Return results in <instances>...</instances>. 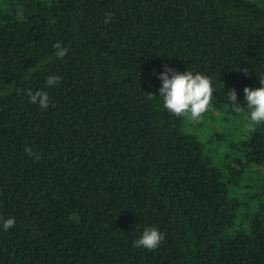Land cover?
Instances as JSON below:
<instances>
[{
    "label": "trees",
    "instance_id": "trees-1",
    "mask_svg": "<svg viewBox=\"0 0 264 264\" xmlns=\"http://www.w3.org/2000/svg\"><path fill=\"white\" fill-rule=\"evenodd\" d=\"M165 66L210 78L204 116L249 120L264 0H0V264H264V175L237 192L264 170V122L219 158L164 108ZM151 227L164 240L135 247Z\"/></svg>",
    "mask_w": 264,
    "mask_h": 264
},
{
    "label": "clouds",
    "instance_id": "clouds-1",
    "mask_svg": "<svg viewBox=\"0 0 264 264\" xmlns=\"http://www.w3.org/2000/svg\"><path fill=\"white\" fill-rule=\"evenodd\" d=\"M110 15L106 14L105 23L110 22ZM54 51L57 58H63L67 52V47H62L60 42L54 45ZM47 63V61H45ZM162 86L159 88V97L163 99L164 108L177 117L185 116L191 120H199L202 115L208 111L212 102L213 87L209 77L186 71L179 73L173 68L165 66L164 71L158 74ZM60 82L59 76H48L45 84L52 87ZM260 87L250 89L244 88L246 108L249 110L248 119L252 124L264 122V76H261ZM30 102L38 104L41 109L49 106L50 100L46 91L31 89L27 91ZM149 100L155 98L153 94H147ZM227 98L236 112L241 111V106L237 103V93L234 89L227 92ZM25 153L33 157L36 161L41 158L39 153L28 145L24 148ZM15 226V219L9 218L2 222V228L6 232ZM165 236L155 227L145 228L142 235L133 244L137 248L146 250L156 249L164 240Z\"/></svg>",
    "mask_w": 264,
    "mask_h": 264
},
{
    "label": "rangeland",
    "instance_id": "rangeland-1",
    "mask_svg": "<svg viewBox=\"0 0 264 264\" xmlns=\"http://www.w3.org/2000/svg\"><path fill=\"white\" fill-rule=\"evenodd\" d=\"M252 125L249 120H239L223 112H212L206 116L202 115L199 120L195 121L187 119V129L190 133L197 135L212 150H216L219 158L226 157V154L231 151L230 143L234 140L233 138H244L249 130L252 129ZM231 165L234 166L235 164ZM258 173L264 175V170L252 167L247 172L248 181H243L241 187L237 189L241 199H249L251 195H248V193L251 191L252 194L259 193V190L255 188L258 182Z\"/></svg>",
    "mask_w": 264,
    "mask_h": 264
}]
</instances>
